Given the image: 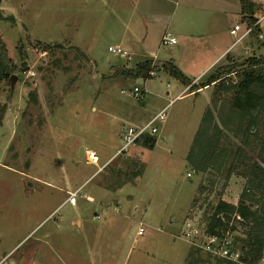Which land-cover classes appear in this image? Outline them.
<instances>
[{
  "label": "rangeland",
  "instance_id": "374dc122",
  "mask_svg": "<svg viewBox=\"0 0 264 264\" xmlns=\"http://www.w3.org/2000/svg\"><path fill=\"white\" fill-rule=\"evenodd\" d=\"M109 3L0 4L3 15L14 18V23L0 20V36L17 76L13 86L0 84V264H244L209 254L183 235L195 229L203 236L210 208L220 198L236 203L244 186L240 177L224 178L218 164L197 172L191 162L209 156L215 145L201 122L207 106L216 112L212 101L205 104L207 93L174 100L182 87L165 71H155L144 85L127 77L129 61L107 50L118 45L123 20ZM215 18L216 33L225 42L215 48L203 39L193 43L188 52L194 57L208 59L207 51L215 53L234 38L227 32L233 18ZM260 29L264 42V22ZM157 38L150 46L160 59L185 48L158 47ZM44 44L62 47L44 50ZM245 46L249 52L243 54ZM233 52L244 55L233 61L238 63L264 56L250 37ZM135 86L136 95L130 93ZM162 109L164 121L157 124L152 148L137 142L114 154L126 126L146 122ZM230 117L232 130L240 120ZM228 129L221 143L234 146L238 140ZM90 151L101 169L87 164ZM77 189L76 204L60 207ZM230 224L240 248L245 228Z\"/></svg>",
  "mask_w": 264,
  "mask_h": 264
},
{
  "label": "trees",
  "instance_id": "16d2710c",
  "mask_svg": "<svg viewBox=\"0 0 264 264\" xmlns=\"http://www.w3.org/2000/svg\"><path fill=\"white\" fill-rule=\"evenodd\" d=\"M2 0H0L1 4ZM242 21L252 25L253 13L258 9L253 0H239ZM0 20L14 18L3 15L0 9ZM260 28L253 27L251 37L258 48H264V42L259 38ZM42 49L61 48V44L41 45ZM152 60H144L132 69L124 70V74L134 81L138 78H150L157 71L152 65ZM16 69L15 64L8 55L7 46L0 36V84L10 82V76ZM162 69L171 77L183 85L190 81L174 65L163 63ZM234 72V79L230 80V74ZM229 79L230 81H227ZM213 84L211 101L216 112L209 106L203 112L201 122L206 123L205 134L207 139L215 140V145L210 150L209 156H199L193 163L197 172L213 170L218 164V171L224 172V178L231 176L241 177L244 186L235 204L229 203L222 198L218 199L205 218L203 234L206 236H221L226 231L233 233L237 222L245 228V236L241 240L240 261L244 264H257L264 262V56H251L242 62H227L218 65L198 87ZM197 86L193 89H197ZM35 99V96L31 94ZM228 95V96H225ZM223 97V98H222ZM224 116V120L221 118ZM238 121L235 129H228L231 117ZM2 115H0V123ZM221 123V127L218 125ZM244 121V123H240ZM232 131V135L238 140L234 146L223 145L221 140L224 130ZM211 130V132H209ZM227 130V131H228ZM220 141V142H219ZM146 148H152L155 137L144 135L137 141ZM138 176L139 172H133ZM259 197V198H258ZM256 208L252 209V204ZM235 220V221H234ZM235 239L233 238V243Z\"/></svg>",
  "mask_w": 264,
  "mask_h": 264
},
{
  "label": "crops",
  "instance_id": "0c3cea01",
  "mask_svg": "<svg viewBox=\"0 0 264 264\" xmlns=\"http://www.w3.org/2000/svg\"><path fill=\"white\" fill-rule=\"evenodd\" d=\"M108 2H110L109 4L117 12H120L121 18L123 17L120 25L121 33L118 35V45L128 53L125 58L131 65L129 69L134 68L137 63L144 60L161 63V66L163 63H169L177 67L190 81L188 85H183L174 78L176 83L182 87L175 95L174 100L186 94L188 96L199 97L207 93L205 104L208 105L211 100L214 85L210 84L204 87H198L199 83H203L202 79L206 75L209 76V72L214 67H217L219 63L237 61L241 59V56H244V53L249 52L245 46L241 49L243 54L234 53V48L244 39L238 44L233 45L234 38L229 34V29L233 24L243 20L239 0H108ZM253 2L255 7L264 4L262 3L263 1L255 2L253 0ZM217 15L225 17L231 16L233 18V24L227 30L232 40L226 41L215 53L207 51L208 56L209 53H212L208 59L194 57L188 52L194 47L192 45L193 43L200 42L203 39L207 44L206 47L215 48V46L219 47L218 44L225 42L217 35L216 29L214 28L219 20V18H215ZM167 33L175 38V42L162 45L161 38ZM157 34L158 47L178 46L177 49L185 48L179 51V53L177 50L176 52H168L164 55V58L162 57L160 59V56L153 52L150 46ZM259 35H261V29ZM249 37L251 41H254L251 36ZM138 56H142V58L139 61L134 60ZM157 70L163 71L162 67H159ZM135 82L138 85H144L145 79L138 78ZM194 86L198 88L195 90L193 89ZM118 150L119 148L114 154ZM111 158L112 156L108 157L103 163V166ZM98 160L100 159L98 158ZM98 163L92 164L87 162V164L95 165L100 169Z\"/></svg>",
  "mask_w": 264,
  "mask_h": 264
},
{
  "label": "built area",
  "instance_id": "2783aa9c",
  "mask_svg": "<svg viewBox=\"0 0 264 264\" xmlns=\"http://www.w3.org/2000/svg\"><path fill=\"white\" fill-rule=\"evenodd\" d=\"M253 24L249 25L248 23L241 21L236 22L229 29V34L234 37L233 45L238 44L243 39L251 36L252 28L261 26V23L264 22V4H260L255 14L253 15ZM261 38V35H259ZM175 42V38L170 36L168 33L164 34L161 38V44L166 45ZM107 50L115 55H119L122 57H126L128 55L127 51H125L121 46H111L107 47ZM154 73H151L153 75ZM230 76H234V73H231ZM125 92V91H122ZM131 94L139 93V87L135 86L132 89ZM163 110L153 115L148 121L142 124H134L128 125L124 128L122 132V145L119 148L118 152L126 151L131 145L137 143L138 139L144 135L155 136L157 133V124L162 123L164 121ZM86 161L88 163L97 164L98 157L93 152H88L85 156ZM101 169V168H100ZM189 175V173H188ZM80 189L68 192L67 198L61 203L60 207L64 204H70L74 206L76 204V198H78ZM88 199V198H87ZM141 225V223H140ZM144 232L142 226H139L137 230V235H141ZM184 238L190 239L194 241V245L205 250L207 253L227 260L229 262H239L241 257V252L236 249L233 243L232 233L230 231H226L223 235H209L203 236L199 235L198 231L195 229H188L184 232ZM201 238H204L201 243Z\"/></svg>",
  "mask_w": 264,
  "mask_h": 264
},
{
  "label": "water",
  "instance_id": "95a60500",
  "mask_svg": "<svg viewBox=\"0 0 264 264\" xmlns=\"http://www.w3.org/2000/svg\"><path fill=\"white\" fill-rule=\"evenodd\" d=\"M16 79H17V76H16V75L12 74V75L10 76V85H11V86L14 85ZM80 151H81V150H80Z\"/></svg>",
  "mask_w": 264,
  "mask_h": 264
}]
</instances>
